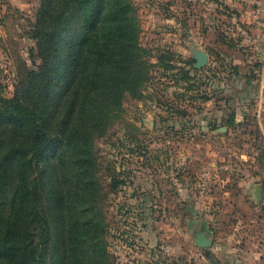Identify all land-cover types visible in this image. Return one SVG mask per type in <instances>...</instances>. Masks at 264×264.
Masks as SVG:
<instances>
[{"label": "rangeland", "instance_id": "374dc122", "mask_svg": "<svg viewBox=\"0 0 264 264\" xmlns=\"http://www.w3.org/2000/svg\"><path fill=\"white\" fill-rule=\"evenodd\" d=\"M124 1L139 24L145 63L92 141L103 188V264H236L240 253L250 262L264 239L257 196L259 187L264 196V123L239 83L258 77L255 3ZM41 5L0 0L3 95L21 94L43 66ZM198 51L208 55L202 67ZM198 231L210 246L196 244Z\"/></svg>", "mask_w": 264, "mask_h": 264}, {"label": "trees", "instance_id": "16d2710c", "mask_svg": "<svg viewBox=\"0 0 264 264\" xmlns=\"http://www.w3.org/2000/svg\"><path fill=\"white\" fill-rule=\"evenodd\" d=\"M41 2L43 66L0 93V264H103L91 147L145 63L139 24L124 0Z\"/></svg>", "mask_w": 264, "mask_h": 264}, {"label": "crops", "instance_id": "0c3cea01", "mask_svg": "<svg viewBox=\"0 0 264 264\" xmlns=\"http://www.w3.org/2000/svg\"><path fill=\"white\" fill-rule=\"evenodd\" d=\"M243 0H241L242 2ZM255 3V10L252 14V19L254 22V26H251L252 32L255 34L254 41V50L256 59L258 61L257 66L255 67V71L258 72L257 78L253 80H243L239 83L240 87L243 89L244 93H250L255 96L253 102L255 103V110L258 112V115H262L263 120H259L262 126L264 123V26L261 24V19L264 18V0H249ZM242 30V29H241ZM246 32L245 30H243ZM242 102V101H241ZM241 105V104H240ZM242 105L237 107V112H241ZM264 202V196L261 197ZM258 219L262 221L260 226L263 227V234H264V213L258 216ZM261 242V243H260ZM259 246L256 249H252L251 260L250 262H243V255L240 253L239 255L242 256V261L240 259L236 264H264V239L261 238L258 243ZM237 261V259H236Z\"/></svg>", "mask_w": 264, "mask_h": 264}, {"label": "water", "instance_id": "95a60500", "mask_svg": "<svg viewBox=\"0 0 264 264\" xmlns=\"http://www.w3.org/2000/svg\"><path fill=\"white\" fill-rule=\"evenodd\" d=\"M196 58H197L196 66L202 67L207 62L208 55L204 51H198L196 52ZM257 196L258 199L262 197L261 187H259V192ZM195 242L201 247H208L211 245L212 239L207 235L206 231H198L196 233Z\"/></svg>", "mask_w": 264, "mask_h": 264}, {"label": "built area", "instance_id": "2783aa9c", "mask_svg": "<svg viewBox=\"0 0 264 264\" xmlns=\"http://www.w3.org/2000/svg\"><path fill=\"white\" fill-rule=\"evenodd\" d=\"M261 24L264 26V21H261Z\"/></svg>", "mask_w": 264, "mask_h": 264}]
</instances>
